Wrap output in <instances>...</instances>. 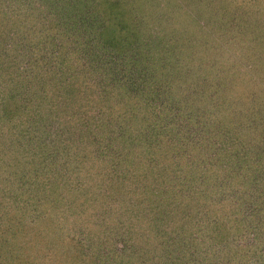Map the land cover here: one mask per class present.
Wrapping results in <instances>:
<instances>
[{
    "label": "trees",
    "instance_id": "trees-1",
    "mask_svg": "<svg viewBox=\"0 0 264 264\" xmlns=\"http://www.w3.org/2000/svg\"><path fill=\"white\" fill-rule=\"evenodd\" d=\"M26 1L0 0V264H264V0Z\"/></svg>",
    "mask_w": 264,
    "mask_h": 264
},
{
    "label": "rangeland",
    "instance_id": "rangeland-1",
    "mask_svg": "<svg viewBox=\"0 0 264 264\" xmlns=\"http://www.w3.org/2000/svg\"><path fill=\"white\" fill-rule=\"evenodd\" d=\"M4 1V5H9V4H12V3H17V4H19L18 2L19 1H22L24 4H26L25 2H29V1H26V0H3ZM25 1V2H24ZM215 1H217V0H215ZM33 2H36V4H38V3H40V0H34ZM153 2H154V0H153ZM159 2V4H158V7H160V6H166L165 5V3L166 4H168V3H170L171 2V0H155V3L157 4ZM146 3H149L148 2V0H146V1H144L143 3H142V5H144V4H146ZM224 5V3L222 4V6ZM253 7V6H252ZM226 8H228L227 10H226V12H221L222 14H221V16H220V13H219V19L220 20H222V19H226V18H228V17H230L229 19H230V21H229V24H228V28L229 27H232L231 25L232 24H236L237 23V19H238V23H239V19H241V17L239 16V14H240V12H239V10H236V12L234 11V10H230V8L227 6ZM249 8H251V6H247V8H246V11L249 9ZM251 10V9H250ZM232 14V15H231ZM36 15V14H35ZM232 16H235V18L234 17H232ZM256 19V17H252V16H250L249 18H248V21L249 22H252L253 20H255ZM224 25V23L222 24V26ZM95 239V238H94ZM92 243L93 244H91L92 245V251H90V252H94V256H95V258H106V252L107 251H105V250H103V247H107V246H112L111 244H106V243H104L103 241H101V240H98L97 241V239H96V242L95 241H92ZM110 253H112V252H110Z\"/></svg>",
    "mask_w": 264,
    "mask_h": 264
}]
</instances>
